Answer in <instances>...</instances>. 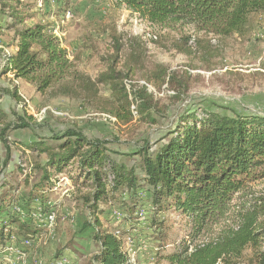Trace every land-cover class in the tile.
<instances>
[{"label":"trees","instance_id":"16d2710c","mask_svg":"<svg viewBox=\"0 0 264 264\" xmlns=\"http://www.w3.org/2000/svg\"><path fill=\"white\" fill-rule=\"evenodd\" d=\"M114 3L152 25L190 26L221 38L244 35L250 17L264 13V0ZM30 9L24 0H0V13L7 16L0 35L13 33L12 52L3 54L4 73H11L16 81L35 83L40 92L61 83L78 82L90 91L102 84L117 100L113 114L118 121L130 123L138 114L143 121L156 123L154 95L147 86H131L129 91L124 82L128 74L115 66L122 51L119 40H114L115 54L107 71L93 82L77 70L50 25L28 24L35 16ZM191 38L182 37L184 52H190ZM169 84H175V77ZM4 94L17 97V91L1 89L0 100ZM6 117L0 108V143L7 153L0 162V249L27 238L13 227L23 232L31 228L39 207L43 215L52 211L51 193L59 176L68 175L76 189L86 191L81 199L88 217L82 228L89 230L97 247L91 264H142L128 255L127 235L134 236L138 247L150 244V264H239L245 259L247 264H264V192L252 189L264 181V116L186 112L158 142L160 146L142 143L135 152L141 160L139 170L112 159L106 139H90L75 126L61 134L51 132V143L41 138L26 146L39 157L44 155L45 162L19 167L27 171L23 184L27 192L21 194L18 180L1 183V176L11 158L9 132L31 124L20 115L12 122ZM35 175L38 178L31 183ZM140 209L145 211L144 220L136 215ZM170 215L185 222L179 240L168 236L174 224Z\"/></svg>","mask_w":264,"mask_h":264},{"label":"rangeland","instance_id":"374dc122","mask_svg":"<svg viewBox=\"0 0 264 264\" xmlns=\"http://www.w3.org/2000/svg\"><path fill=\"white\" fill-rule=\"evenodd\" d=\"M24 2L31 7L29 14L35 15L28 24L50 25L68 49L77 70L93 82L107 71L108 60L115 54L114 40H119L122 51L115 66L128 74L124 81L127 89L147 86L155 97L157 109L156 123L143 121L135 114L132 122L124 124L113 114L118 107L115 96L102 84L90 91L78 82L61 83L40 92L35 83L16 81L11 73L3 72V54L12 52L9 44L13 33L1 34L0 90L17 91V97L4 94L0 108L8 121H15L20 115L31 124V128L9 132L11 158L1 176V183L18 180L20 194L27 192L23 185L27 171L23 173L19 167L30 168L36 162H45L44 155L39 157L26 146L41 138L51 143V132L61 134L75 126L90 139H106L112 159L139 170L141 160L135 152L142 143L150 141L153 147L160 146L158 142L186 112L264 116V13L250 17L244 35L221 38L196 32L190 26L166 29L152 25L125 8H116L114 0ZM68 12L72 15L70 19ZM6 20L7 16L0 13V24ZM184 36L192 37L187 45L189 53L180 48L184 45ZM172 76L175 84L170 85ZM134 108L131 106V110ZM6 154L0 143V162ZM37 178L38 175L31 177V183ZM252 189L257 194L263 193L264 181ZM82 192L86 191L76 189L68 175H60L50 197L52 211L56 214L54 227L34 216L35 222L27 231H19L14 226L31 241L32 247L21 261L6 259L0 263L53 264L56 258L67 256L74 258V264H91L97 247L89 230L82 228L88 217ZM169 219L174 224L168 236L179 240L185 234V222L173 215ZM143 255L144 258L138 259L140 263L150 264V252ZM239 264H247V260Z\"/></svg>","mask_w":264,"mask_h":264},{"label":"built area","instance_id":"2783aa9c","mask_svg":"<svg viewBox=\"0 0 264 264\" xmlns=\"http://www.w3.org/2000/svg\"><path fill=\"white\" fill-rule=\"evenodd\" d=\"M71 17H72L71 12H68L67 18L70 19ZM136 215L138 216L140 220H144L146 217L145 211L142 209L138 210ZM33 216L36 217L37 219L42 220L49 227H54L55 225L56 214L53 211L43 215L42 208L39 207L33 213ZM118 216L120 218V215ZM72 222H74V219H72ZM125 244H126L127 253L131 257L132 260L139 259L138 256H140V252L142 248H144V250H147V246L145 245L138 247L136 244V239L132 235H127L125 237ZM31 247H32V243L29 239H24V240H21L20 242H16V241L11 242L7 244L3 249H0V261L2 263H4L6 259L8 260L16 259V261H21L22 259L26 257V251L30 249ZM150 261H153V257H150ZM53 264H74V262L69 257L63 256L57 259Z\"/></svg>","mask_w":264,"mask_h":264},{"label":"crops","instance_id":"0c3cea01","mask_svg":"<svg viewBox=\"0 0 264 264\" xmlns=\"http://www.w3.org/2000/svg\"><path fill=\"white\" fill-rule=\"evenodd\" d=\"M149 248H148V246H147V250H148ZM147 250H144V248H142V250H141V252H140V256H139V260L140 259H142V258H144V253H145V251L147 252ZM67 254V253H66ZM68 256H70V254H67Z\"/></svg>","mask_w":264,"mask_h":264}]
</instances>
